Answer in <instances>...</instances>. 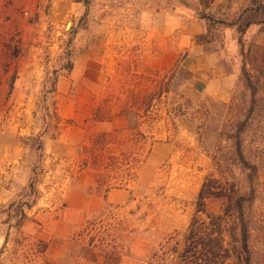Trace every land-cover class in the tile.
Listing matches in <instances>:
<instances>
[{
	"label": "rangeland",
	"instance_id": "374dc122",
	"mask_svg": "<svg viewBox=\"0 0 264 264\" xmlns=\"http://www.w3.org/2000/svg\"><path fill=\"white\" fill-rule=\"evenodd\" d=\"M46 4L44 25L13 45L29 52L20 62L34 71L10 73L9 84L12 62L0 69V264H170L196 215L220 216L214 228L226 229L228 199L237 195L246 199L252 264H264V0ZM23 13L32 24L36 14ZM168 22L174 31L202 26L191 41L211 58L210 71L137 69L134 49ZM219 69L232 83L207 91ZM17 78L24 82L13 86ZM124 110L139 133L156 127L165 147L150 176L124 180L130 197L115 205L96 197L140 172L148 145L101 123ZM146 113L153 121L137 120ZM203 185L210 198L199 205ZM89 240L110 258L80 260Z\"/></svg>",
	"mask_w": 264,
	"mask_h": 264
},
{
	"label": "crops",
	"instance_id": "0c3cea01",
	"mask_svg": "<svg viewBox=\"0 0 264 264\" xmlns=\"http://www.w3.org/2000/svg\"><path fill=\"white\" fill-rule=\"evenodd\" d=\"M223 2L224 0H214V5H220ZM46 3L47 0H0V69L6 60L12 62L7 66L5 71L6 81L9 84H11L10 79L12 77L10 73L20 72L21 68V71L25 73L34 71L32 69L29 70V64L24 66L20 62L26 58L29 52L18 47L15 48L13 45L14 41L17 42L18 39H20V42L27 41L28 33L34 30V26L39 28L44 25V21L49 16V14L45 12ZM52 4H56V1ZM26 10L29 11L30 16L36 14L35 18L32 20V24L28 23L22 15ZM48 11L50 12L49 7ZM169 24H172V22L166 24L163 33L158 35L150 33L146 35V39L143 40L147 42L146 47L138 48V51L134 49L133 54L136 53L135 59L137 61V69L140 68L152 74H167L181 65L190 73H201V75H204L206 72L210 71L211 58L199 52L198 47H194V42L192 43L191 41L196 35L202 33V26L198 23L200 28L197 24H193L179 31H174L169 27L171 26ZM41 35L42 34H40V37ZM29 37H31V35H29ZM40 37L39 40L41 39ZM36 53L39 55V50H36ZM214 71H216V69ZM221 73L219 69V75L209 80L207 91L210 89L209 87L211 85H215L216 83L229 87L233 78H230L227 74L223 75V73ZM20 82H24V79L17 78L12 84L13 86H17ZM128 115L129 111L124 110V112H119L117 115L111 116L110 119L105 120L101 118V123L106 126L109 132L117 131V133H125L130 131V133H135L134 137L136 139L139 138V141H148L147 148L140 152V157L138 154V159H140V161H137L138 168L141 165L142 168L141 171H138L136 174L121 176L120 179L117 180L121 183V186L116 189H110L106 193L103 192L101 197H96V200L101 202L106 201L107 203L115 205L124 204L130 197L132 191L127 187L126 183L128 181L124 180H130L128 184L131 182L135 183V181L139 182L144 176H150L151 171H155L157 165L162 160L160 154L165 144L158 142L156 127L154 129L148 128L147 131L139 133L138 130L130 127ZM150 117L151 116L147 113L142 114V116L136 115L137 120L142 123L147 119L150 122L153 121ZM141 173L143 174L141 175ZM95 177V175L92 176V182L89 183L90 185L95 183ZM102 180L106 185H109L111 182L107 177Z\"/></svg>",
	"mask_w": 264,
	"mask_h": 264
},
{
	"label": "trees",
	"instance_id": "16d2710c",
	"mask_svg": "<svg viewBox=\"0 0 264 264\" xmlns=\"http://www.w3.org/2000/svg\"><path fill=\"white\" fill-rule=\"evenodd\" d=\"M198 1L203 7V0ZM213 1L211 0V3ZM239 44L241 46V39ZM241 54L243 56V50ZM176 116L180 117V112H177ZM238 155L243 159L240 148H238ZM206 198H210V196L206 191V186L203 185L197 196V203L202 204ZM245 201L246 199L241 195L228 199V210L233 208L234 213L226 215V220L229 221L225 230L214 228L216 220H225L222 217L206 214V219H199L196 215L188 229L182 234L184 241L182 252L176 253L174 250V256L177 258L175 261H171L170 264H228L229 262L232 264H252L251 249L248 242L249 229L245 223L243 213ZM30 208L31 206L27 207V209ZM196 212L198 214L201 211L197 210ZM25 217L24 213L21 214L18 223L22 222ZM198 220L201 222L200 226H196ZM111 255L104 248H96L93 242L89 240L88 243L82 245L79 258L82 261H94V259L110 258ZM124 256L133 257L129 247L125 250ZM148 258L149 256L137 257V260L144 261Z\"/></svg>",
	"mask_w": 264,
	"mask_h": 264
},
{
	"label": "built area",
	"instance_id": "2783aa9c",
	"mask_svg": "<svg viewBox=\"0 0 264 264\" xmlns=\"http://www.w3.org/2000/svg\"><path fill=\"white\" fill-rule=\"evenodd\" d=\"M23 14H25V13H23Z\"/></svg>",
	"mask_w": 264,
	"mask_h": 264
},
{
	"label": "bare ground",
	"instance_id": "6f19581e",
	"mask_svg": "<svg viewBox=\"0 0 264 264\" xmlns=\"http://www.w3.org/2000/svg\"><path fill=\"white\" fill-rule=\"evenodd\" d=\"M68 27V26H67Z\"/></svg>",
	"mask_w": 264,
	"mask_h": 264
}]
</instances>
